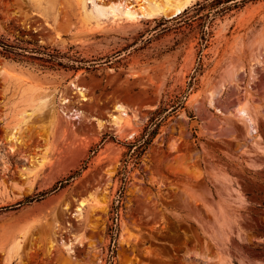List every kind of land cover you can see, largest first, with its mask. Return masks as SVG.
Listing matches in <instances>:
<instances>
[{
    "label": "rangeland",
    "instance_id": "obj_1",
    "mask_svg": "<svg viewBox=\"0 0 264 264\" xmlns=\"http://www.w3.org/2000/svg\"><path fill=\"white\" fill-rule=\"evenodd\" d=\"M142 1L0 0V42L15 48H0V207L86 168L0 212V264H108L124 144L187 89L198 62L203 20L121 17ZM206 29L185 108L127 165L114 264H264V0Z\"/></svg>",
    "mask_w": 264,
    "mask_h": 264
},
{
    "label": "trees",
    "instance_id": "obj_2",
    "mask_svg": "<svg viewBox=\"0 0 264 264\" xmlns=\"http://www.w3.org/2000/svg\"><path fill=\"white\" fill-rule=\"evenodd\" d=\"M262 0H204L203 2L197 3L193 8H187L183 13L178 15L177 17L171 18L167 20L166 23L176 22L177 24H191L197 20H203V23L200 25V37L198 42V62L197 67L195 68L193 74L190 76V81L188 82L187 89L181 93L180 95L175 96L173 99L169 101L162 100L160 105L154 110L153 116L151 117L149 123L144 128L143 132L139 137L135 139L134 142H130L124 144L128 148V152L126 153L127 159L125 160V165L123 170L121 171V182L122 186L120 191L118 192V197L115 199L111 211L113 225L109 227V236L111 237V246H110V257L108 260V264H114L113 258L116 251V241L118 238V230L119 226L117 224L118 213L121 207L124 192L126 185L128 183V168L127 165L130 162H133L135 165L140 164L142 156L148 150V148L152 145L155 138L159 135L162 126L168 121V119L172 116H175L177 112L183 108H185L187 95L194 88V86L198 83V76L201 75L204 71V64L202 61L203 52L208 47L209 38L211 36V32L209 29H206L207 22L210 17H216L218 15H224L232 10L243 8L247 3H255ZM193 12L192 14H190ZM166 30V29H165ZM0 48L6 53H11V50L14 51V46L4 44L0 42ZM11 58V57H9ZM49 58L52 60L54 57L49 55ZM193 137L196 139L197 136L194 133ZM106 137L103 139L102 143L105 141ZM111 140L116 141V138L111 137ZM97 149H92L90 153L95 154ZM86 164V162H85ZM85 166L76 171L66 180L57 184L53 189L46 193H40L33 197H28L25 200L17 203L13 206L8 207H0L1 211L12 210L17 207H21L26 204H31L35 201H39L43 199L45 196L57 192L63 189L71 180L81 175L82 171L85 170Z\"/></svg>",
    "mask_w": 264,
    "mask_h": 264
},
{
    "label": "bare ground",
    "instance_id": "obj_3",
    "mask_svg": "<svg viewBox=\"0 0 264 264\" xmlns=\"http://www.w3.org/2000/svg\"><path fill=\"white\" fill-rule=\"evenodd\" d=\"M140 1H142V0H140ZM193 1L194 0H178V2L172 3V2H170L168 0L167 4L165 6H161L160 4L156 3L155 1L154 2H150L148 0H144L143 5H140L139 8L137 7L138 10H133L129 6H125L126 8L123 11L121 17L124 18V19H127L128 21H139V18H142V19H155V18H157L158 16H161V15H164L167 18H171V16L173 14H176V13H179V12L183 13L192 4ZM138 2H139V0H138ZM102 3L104 5L105 4V0H100V4H102ZM126 5H127V3H126ZM106 6H107V4H106ZM94 7H95L94 10H95L96 15L95 16H91L90 15L89 16V20H91V21L95 20V21L99 22L101 20V18H103L105 16L104 15V11H103L104 9L99 7V5H97V4L94 5ZM112 8H114V5H112L110 9H112ZM117 17H118L117 15H114V20H116ZM73 85L76 86L75 84H73ZM80 90H83V88H81ZM40 97H42V96H40ZM41 99H39V100H41ZM43 101H44V99H43ZM66 102H68V101H66ZM38 108H39V106H38ZM120 108L121 107H117V111L118 110L121 111L120 114L118 116H114V119H113L115 121L114 124H118V125L122 124V122L124 121V118L126 116V113L122 112L123 110H121L123 108H121V109ZM23 115L25 116L26 113L23 114ZM26 116H29V115H26ZM16 133L18 134V132H16V131L14 133H12V136L10 138L11 140H14V142L15 141L17 142L19 140V137H17ZM11 147H13V146H11ZM13 149H14V147H13ZM84 206H85V203L81 202L80 207H78L79 209L77 211L78 212L79 211L83 212L82 208ZM79 215H81V213ZM17 244H19V242ZM15 246H17V245H15ZM19 247L20 246H18V248Z\"/></svg>",
    "mask_w": 264,
    "mask_h": 264
},
{
    "label": "water",
    "instance_id": "obj_4",
    "mask_svg": "<svg viewBox=\"0 0 264 264\" xmlns=\"http://www.w3.org/2000/svg\"><path fill=\"white\" fill-rule=\"evenodd\" d=\"M181 13L179 12V13H176V14H173L172 15V18H174V17H177L178 15H180Z\"/></svg>",
    "mask_w": 264,
    "mask_h": 264
}]
</instances>
